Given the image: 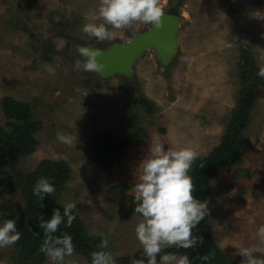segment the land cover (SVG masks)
<instances>
[{
	"label": "rangeland",
	"instance_id": "rangeland-1",
	"mask_svg": "<svg viewBox=\"0 0 264 264\" xmlns=\"http://www.w3.org/2000/svg\"><path fill=\"white\" fill-rule=\"evenodd\" d=\"M177 1L161 0L164 12ZM99 4L100 0H0V125L6 122L1 110L4 96L29 104L32 117L41 125L34 132L35 148L16 167L29 173L43 159L66 161L70 177L56 188L53 198L60 206L76 202L74 212L87 230L107 239L103 251L111 253L116 264H131L117 260L142 249L134 231L140 217L129 212L128 197L134 195L132 188L148 146L160 142L165 149L191 147L204 156L220 142L239 95L241 48L249 49L258 69L264 67V0H185L178 9L177 53L168 65L162 66L149 49L136 61L132 78L115 74L104 79L74 70L76 60L82 58L71 54L72 45L107 48L151 25L108 26L113 39L97 41L82 27L102 22L92 19ZM235 24L241 28L240 37ZM45 66H52L55 74ZM261 80L241 136L240 161L219 168L209 181L220 194L211 202L208 224L217 247L232 264H242L238 249L256 244V229L264 224ZM142 97L153 104L152 114L133 103ZM133 113L136 122L131 119ZM136 126L142 128V143L131 145L127 156L110 169L101 168L85 154L84 145L92 133L110 130L126 136ZM58 132L77 136V141L72 146L62 144L56 139ZM117 184L127 185L128 190L110 193L108 189ZM3 203L13 204L18 214L24 198L16 190L0 194ZM15 251L14 244L0 248V264H13ZM45 261L52 264L47 257ZM72 262L90 264L77 252L65 257V264Z\"/></svg>",
	"mask_w": 264,
	"mask_h": 264
},
{
	"label": "trees",
	"instance_id": "trees-1",
	"mask_svg": "<svg viewBox=\"0 0 264 264\" xmlns=\"http://www.w3.org/2000/svg\"><path fill=\"white\" fill-rule=\"evenodd\" d=\"M184 1L178 0L174 6L168 9V13L178 15V9ZM237 24H235L236 36L240 37L241 28ZM237 69L240 90L227 128L220 142L207 155H198L189 172L194 184L193 195L200 200L208 199L209 207L213 198L220 194V190L217 187H212L209 181L216 175L219 168L231 167L240 161L242 155L240 141L243 129L249 121L250 108L255 102L256 90L263 84L257 75L259 69L247 47L241 48ZM133 103L140 105L148 114H152L154 111L153 104L144 97L133 101ZM1 110L6 122L4 125H0V194L8 195L17 190L22 194L24 204L18 214L13 204H1L0 220L16 219L17 231L21 233L20 239L14 244L16 253L12 258L13 264H46V256L38 251L44 239L39 217L43 216L44 219H49L54 208H59L63 214V207L56 202L53 196H45L44 207H40L32 189L40 177L50 178L56 188L62 187L70 177L71 168L64 160L43 159L34 171L29 173L20 171L16 167L17 161L35 148L37 141L34 132L40 128L41 122L32 117L27 102L17 100L9 95L1 99ZM131 119L136 122L137 117L134 113L131 114ZM160 130L163 131V129ZM141 131L142 128L136 126L132 133L126 136L110 130L94 132L85 142V154L95 164L108 170L114 163L127 156L131 145L142 143ZM142 134L148 135L146 131H143ZM127 190L128 186L125 184L112 185L108 189L113 194L124 193ZM134 207V195H130L128 197L129 212L134 213ZM74 214L76 218L71 227H65L62 223L56 235H60L62 232L70 234L75 245L74 252L81 254L91 264V253L103 251L99 247L102 238L89 232L83 220L75 212ZM208 216H205L192 230L194 236L202 237L203 243H198L194 248L189 249L166 247L163 252H173L177 255L187 254L192 264H204L199 258L202 255L209 256L207 264H232L217 247L208 224ZM141 258L142 249L131 256L118 259L117 262L131 263L133 259Z\"/></svg>",
	"mask_w": 264,
	"mask_h": 264
},
{
	"label": "clouds",
	"instance_id": "clouds-1",
	"mask_svg": "<svg viewBox=\"0 0 264 264\" xmlns=\"http://www.w3.org/2000/svg\"><path fill=\"white\" fill-rule=\"evenodd\" d=\"M164 15L161 0H100L92 19L102 22L86 23L82 32L97 41L112 40L114 33L108 26L126 29L133 23L140 22L159 29ZM76 51L82 59L76 60L74 70L101 72L104 69L105 65L97 61V57L101 55L100 49L76 46ZM45 67L50 74H55L52 66ZM257 75L264 79V67H260ZM56 139L72 146L77 141V136L58 132ZM147 152L138 167V182L132 188L134 213L140 217L134 231L142 247V258L133 259L131 264H192L187 254L178 256L173 252H163V249L173 246L177 249H189L203 243L202 237L194 236L192 230L209 215V201L200 200L193 195L194 184L189 175L199 154L191 147L165 149L160 142L150 144ZM55 192V184L46 177H40L32 189L40 207H44L45 196H52ZM62 207L63 214L59 208H54L49 219L39 217L44 239L38 251L49 258L52 264H65V257L72 256L75 251L70 234L56 233L62 223L65 227H71L76 218L73 210L77 208V203L67 202ZM20 237L16 219H5L0 223V248L15 244ZM255 239L256 244L238 249V253L244 257L242 264H264V224L257 227ZM107 246V239H101L99 247L104 249ZM91 258V264H116L113 255L102 250L93 251ZM199 258L204 264L210 259L207 255Z\"/></svg>",
	"mask_w": 264,
	"mask_h": 264
},
{
	"label": "water",
	"instance_id": "water-1",
	"mask_svg": "<svg viewBox=\"0 0 264 264\" xmlns=\"http://www.w3.org/2000/svg\"><path fill=\"white\" fill-rule=\"evenodd\" d=\"M179 21V15L165 13L161 28L155 29L151 25L148 30L136 33L125 42L115 41L107 48H98L101 50V55L97 57V61L105 67L101 72L93 73L99 79L115 74L132 78L136 61L149 49L155 51L162 66L168 65L177 53ZM76 46L92 47L85 44H73L71 49L73 55H79Z\"/></svg>",
	"mask_w": 264,
	"mask_h": 264
}]
</instances>
